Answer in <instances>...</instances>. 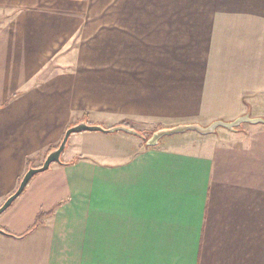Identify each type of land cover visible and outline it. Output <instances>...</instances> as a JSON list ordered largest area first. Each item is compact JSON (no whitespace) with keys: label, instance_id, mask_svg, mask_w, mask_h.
I'll use <instances>...</instances> for the list:
<instances>
[{"label":"crops","instance_id":"0c3cea01","mask_svg":"<svg viewBox=\"0 0 264 264\" xmlns=\"http://www.w3.org/2000/svg\"><path fill=\"white\" fill-rule=\"evenodd\" d=\"M253 108L264 0H0V205L80 121L209 124ZM217 130L153 147L71 134L0 214V264H264V123Z\"/></svg>","mask_w":264,"mask_h":264},{"label":"water","instance_id":"95a60500","mask_svg":"<svg viewBox=\"0 0 264 264\" xmlns=\"http://www.w3.org/2000/svg\"><path fill=\"white\" fill-rule=\"evenodd\" d=\"M244 123H264V118L262 117H251L248 113L243 114L232 121H225L222 119H216L210 122L208 125H201L198 123H187V124H178L171 127H162L155 130L150 137L145 141V145L148 147H153L158 145L160 139L164 136L174 135L179 133H184L187 131H195L202 135L212 134L219 127H224L229 130H234L241 124ZM116 131H123L126 133L139 135V133L131 127L125 125H116L110 128H105L97 124H88L85 121H80L70 127H68L63 137L58 144V146L51 150L46 156L42 164L38 167L30 166L23 174L17 188L15 191L9 195L4 202L0 205V214L4 212L8 207L11 206L13 201L21 195L29 181L38 173L46 171L49 166L53 163H61V154L66 147L68 138L71 134L80 133V132H103V133H112ZM0 234H8L4 230L0 229Z\"/></svg>","mask_w":264,"mask_h":264},{"label":"rangeland","instance_id":"374dc122","mask_svg":"<svg viewBox=\"0 0 264 264\" xmlns=\"http://www.w3.org/2000/svg\"><path fill=\"white\" fill-rule=\"evenodd\" d=\"M120 41V44H119V42H118V40H111V43H114V45L116 46V48L117 47H119L121 44L123 45V47L125 46V45H128L129 43H133L132 44V47H134V46H140V44L143 42V40H138L136 43L135 42H132V41H134V40H119ZM97 42H99V40H96V39H88V40H85V43H87V45H89V46H97ZM121 45V46H122ZM118 54H120V51H116ZM254 109V108H253ZM247 112V111H246ZM249 113H251V117L253 116V117H257V115L258 114H260V115H264V113H260V112H257L256 111V109H254L252 112L249 110ZM253 113V114H252ZM246 114V113H245ZM262 118H264V117H262ZM187 123H193V122H184V121H182V122H177V123H172V124H170V125H167V126H163V124H165V122L164 123H156V122H151V123H149V121H147V122H134V121H130V122H128V124L127 125H125V126H127V127H132L134 130H136L138 133H139V137L141 138V141L143 142V144H145V141H146V139L148 138V137H150L151 136V134L155 131V130H157V129H159V128H162V127H171V126H174V125H178V124H187ZM210 123V122H209ZM199 124V123H198ZM201 125H208V123L207 124H201ZM250 125H253V124H251V123H244V124H241V125H239L238 127H236L234 130H238V129H242L243 130V128H249V126ZM217 130V129H216ZM222 130H229V129H224V127H220L218 130H217V133L218 132H220V131H222ZM230 131H232V130H230ZM121 134H125V133H123V132H121V131H119ZM188 132H190V133H188ZM216 132V131H215ZM181 134H186L185 136H192V135H195L196 134V136L199 134L198 132H195V131H187V132H184V133H179V134H174V135H168V136H164V137H162L161 139L163 140V138H167V137H170V136H177V135H181ZM202 135V134H201ZM130 136H132L133 138H136V136H134V135H130ZM181 136H184V135H181ZM160 139V140H161ZM188 141V140H187Z\"/></svg>","mask_w":264,"mask_h":264},{"label":"trees","instance_id":"16d2710c","mask_svg":"<svg viewBox=\"0 0 264 264\" xmlns=\"http://www.w3.org/2000/svg\"><path fill=\"white\" fill-rule=\"evenodd\" d=\"M121 125V124H120ZM124 125V124H123ZM132 128V127H131ZM32 230V229H31ZM31 230H29V232L31 231ZM29 232H27V234L29 233ZM24 235H26V234H24ZM23 236V235H22ZM22 236H20V237H22Z\"/></svg>","mask_w":264,"mask_h":264},{"label":"bare ground","instance_id":"6f19581e","mask_svg":"<svg viewBox=\"0 0 264 264\" xmlns=\"http://www.w3.org/2000/svg\"><path fill=\"white\" fill-rule=\"evenodd\" d=\"M137 136H139V135H137Z\"/></svg>","mask_w":264,"mask_h":264}]
</instances>
